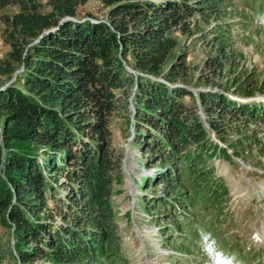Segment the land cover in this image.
<instances>
[{
	"label": "trees",
	"instance_id": "trees-1",
	"mask_svg": "<svg viewBox=\"0 0 264 264\" xmlns=\"http://www.w3.org/2000/svg\"><path fill=\"white\" fill-rule=\"evenodd\" d=\"M99 1L108 8V23L76 17L87 0H0V9L18 7L1 17L10 50L0 75L22 70L0 89V221L13 225L20 264H105L115 254L111 173L120 158L107 150L109 122L130 85L134 142L163 166L166 185L182 190L185 175L199 186L210 181L209 132L222 139L230 129L241 143L262 149L249 126L262 106L198 92L203 121L193 94L174 85L184 76L183 64L164 70L176 46L171 31L189 33L187 20L196 11L218 19L222 0ZM64 17L77 20L60 22ZM215 39L221 56L210 59L209 68L218 76L224 40ZM119 54L126 64L131 55L130 68L140 73L135 82L127 80ZM233 81L235 93L254 94L246 80Z\"/></svg>",
	"mask_w": 264,
	"mask_h": 264
},
{
	"label": "rangeland",
	"instance_id": "rangeland-1",
	"mask_svg": "<svg viewBox=\"0 0 264 264\" xmlns=\"http://www.w3.org/2000/svg\"><path fill=\"white\" fill-rule=\"evenodd\" d=\"M218 7L221 18L211 13L203 17L196 11L187 20L189 33L171 31L176 46L164 70L173 63L183 64L184 76L177 77L174 85L186 87L193 94L203 121L198 92H218L238 103L262 106L258 121L249 122L262 149L241 143L242 137L230 129L222 139L209 132L211 145L206 158L207 169L212 172L210 181L199 186L185 175L182 190L166 185L160 175L163 166L141 146L142 142H134L135 86L130 85L129 95L119 98L109 122L107 150L120 161L119 167L114 163L111 173L116 251L104 260L105 264H264V0H222ZM17 9L15 5L0 9V60L10 50L4 41L1 17ZM107 10L99 0H87L76 17L108 23ZM215 38L224 40L220 52L225 68L218 76L209 68L210 59L221 56ZM118 57L125 71V66L133 65L131 55H126L130 66L121 54ZM126 73L127 80L136 81L135 74ZM16 74L0 75V87L13 82ZM236 78L246 80L248 88L254 86V94L235 93ZM154 133L147 130V134ZM3 154L4 150L0 156L2 178ZM0 264H20L13 225L4 226L1 221Z\"/></svg>",
	"mask_w": 264,
	"mask_h": 264
},
{
	"label": "water",
	"instance_id": "water-1",
	"mask_svg": "<svg viewBox=\"0 0 264 264\" xmlns=\"http://www.w3.org/2000/svg\"><path fill=\"white\" fill-rule=\"evenodd\" d=\"M85 19H86V18H85ZM66 20H74V21H76L77 19L74 18V17H64V18L61 19L60 22H63V21H66ZM82 20H84V19H82ZM45 32H47V30H45L43 33H45ZM39 37H40V36H39ZM39 37H38V38H39ZM38 38H37V39H38ZM37 39L34 40V42H36ZM125 69H126V71H128V72H130V73H132V74H135V75H136V74H140V73H138V72H136V71L130 69L128 66H125ZM18 72H19V70H16V71L14 72V75H15L16 73H18ZM152 78H153V77H152ZM11 81H12V80H11ZM11 81H9V82H11ZM9 82H8V83H9ZM5 86H6V85L1 86L0 89H3Z\"/></svg>",
	"mask_w": 264,
	"mask_h": 264
},
{
	"label": "bare ground",
	"instance_id": "bare-ground-1",
	"mask_svg": "<svg viewBox=\"0 0 264 264\" xmlns=\"http://www.w3.org/2000/svg\"><path fill=\"white\" fill-rule=\"evenodd\" d=\"M258 236H259V235H258ZM258 236H257V237H258ZM258 241H259L260 243H262V242H263L261 239H259Z\"/></svg>",
	"mask_w": 264,
	"mask_h": 264
}]
</instances>
